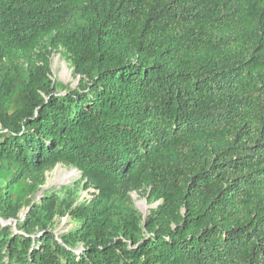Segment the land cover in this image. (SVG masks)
Segmentation results:
<instances>
[{
    "label": "trees",
    "instance_id": "trees-1",
    "mask_svg": "<svg viewBox=\"0 0 264 264\" xmlns=\"http://www.w3.org/2000/svg\"><path fill=\"white\" fill-rule=\"evenodd\" d=\"M49 36L88 80L7 95L0 264H264V0H0V74ZM58 164L95 189L60 237L28 181Z\"/></svg>",
    "mask_w": 264,
    "mask_h": 264
},
{
    "label": "rangeland",
    "instance_id": "rangeland-1",
    "mask_svg": "<svg viewBox=\"0 0 264 264\" xmlns=\"http://www.w3.org/2000/svg\"><path fill=\"white\" fill-rule=\"evenodd\" d=\"M50 37L46 38L35 51L25 56H13L6 61L0 74V134L9 131L5 121L13 117L14 105L12 104L10 108L7 95L13 92L16 85L22 84L40 90V86L48 79L51 81L53 93L65 95L72 90L80 89V85L87 82V78L76 74L66 51L51 44ZM28 181L40 187L35 195L37 202H41L45 195L56 198L58 215L52 221L49 230L58 237L71 232L79 225L68 213L69 207L76 208L82 204H89L95 197V189L87 188L88 184L82 173L63 164H58L45 172L37 171ZM150 193L151 189L134 184L121 189L118 199L119 203L142 216L143 226L152 215V211L161 203L152 202ZM28 212L27 208L22 209L19 220L26 221ZM0 223L14 230L18 228V222L13 219L4 222L0 219Z\"/></svg>",
    "mask_w": 264,
    "mask_h": 264
}]
</instances>
